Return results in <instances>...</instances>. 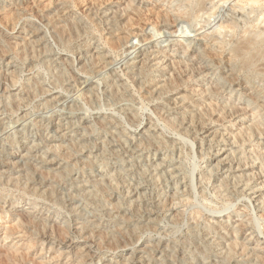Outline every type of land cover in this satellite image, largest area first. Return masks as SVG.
I'll list each match as a JSON object with an SVG mask.
<instances>
[{"label":"rangeland","instance_id":"374dc122","mask_svg":"<svg viewBox=\"0 0 264 264\" xmlns=\"http://www.w3.org/2000/svg\"><path fill=\"white\" fill-rule=\"evenodd\" d=\"M227 1L0 0L1 259L264 264V0Z\"/></svg>","mask_w":264,"mask_h":264},{"label":"bare ground","instance_id":"6f19581e","mask_svg":"<svg viewBox=\"0 0 264 264\" xmlns=\"http://www.w3.org/2000/svg\"><path fill=\"white\" fill-rule=\"evenodd\" d=\"M210 1V0H209ZM225 1V0H224ZM227 1V0H226ZM237 1H241V0H236V2ZM252 1V2H251ZM253 1L254 0H248V2H250V3H253ZM259 1V0H258ZM262 1V0H261ZM214 2V1H213ZM228 2V1H227ZM242 2V1H241ZM235 3V2H234ZM256 3V2H255ZM254 3V4H255ZM240 4H242V3H240ZM249 4V3H248ZM257 4V3H256ZM199 5H203V8H204V6L206 5V4H204V1L203 2H201ZM226 5V4H225ZM244 5V4H243ZM262 5V4H261ZM245 6H247L246 4H245ZM254 6V5H253ZM237 7H239V3H238V6ZM244 7V6H243ZM252 7V6H251ZM240 8V7H239ZM244 9L245 8H242V10L244 11ZM200 10V9H199ZM202 10V9H201ZM200 10V11H201ZM246 10V9H245ZM254 10V9H253ZM210 11V10H209ZM208 11V12H209ZM264 11V10H263ZM256 12V11H255ZM254 12V13H255ZM202 13V12H201ZM252 13V12H251ZM193 14V13H192ZM207 14V13H206ZM226 15V14H225ZM262 15V14H261ZM199 16V15H198ZM197 17V16H196ZM244 17V16H243ZM248 17H250V15L248 16ZM264 17V16H263ZM261 18V17H260ZM210 19H212V17L210 18ZM234 19V18H233ZM235 21L237 20V19H234ZM166 21H167V18H166ZM165 21V22H166ZM169 21V20H168ZM167 21V22H168ZM238 21V20H237ZM259 21V20H258ZM261 21V20H260ZM263 21V20H262ZM164 22V23H165ZM257 22V21H256ZM185 23V22H184ZM258 23V22H257ZM260 23V22H259ZM169 23H165V25L167 26ZM178 24V23H177ZM237 24V23H236ZM170 25H171V23H170ZM180 25V24H179ZM185 25H187L186 23L184 24V26L183 27H185ZM254 25H255V23H254ZM260 25H262V24H260ZM189 26V25H188ZM187 26V27H188ZM163 27V26H162ZM161 27V28H162ZM255 27V26H254ZM253 27V28H254ZM164 28V27H163ZM256 28H257V26H256ZM247 30L248 29H246V31H244L245 32V34H246V32H247ZM259 30V29H258ZM261 31V30H260ZM259 31V32H260ZM218 33V32H217ZM252 33H254V32H252ZM251 33V34H252ZM256 33V32H255ZM257 33H258V31H257ZM256 33V34H257ZM60 34V33H59ZM220 34V33H219ZM249 34H250V32H249ZM250 34V35H251ZM221 35H222V32H221ZM249 35V36H250ZM255 35V34H254ZM264 35V34H263ZM191 36V35H190ZM246 36V35H245ZM245 36L242 38V40L239 42V43H237V45L236 44H233V45H236L235 47H233L234 49H233V53H234V55H235V58L237 57H242V58H245V57H247V55L249 56L248 57V59H244V66H250L251 65V63L253 62V59H256L257 60V62L258 61H261V58H264V50L262 49V48H259L258 46H256L257 45V40L261 37H259V38H256V39H254L253 37H246L245 38ZM257 36V35H256ZM234 38V37H233ZM262 38V37H261ZM127 39V38H126ZM235 39V38H234ZM239 39H241V38H239ZM122 40V39H121ZM121 40H119V41H121ZM191 40V39H190ZM216 40H218V39H216ZM220 40V39H219ZM122 41H124L125 43H126V41L125 40H122ZM121 41V42H122ZM127 41H128V39H127ZM234 42H236L235 40H234ZM115 44V43H114ZM125 45V44H124ZM117 46V45H116ZM258 47V48H256V47ZM118 47H120V45L118 46ZM115 48V47H114ZM204 53V52H203ZM199 54H201V53H199ZM203 55V54H202ZM232 55V54H231ZM207 56H208V54H207ZM203 57V56H202ZM201 57V58H202ZM233 61V60H232ZM230 62V61H229ZM240 62V61H239ZM256 62V61H255ZM235 63V62H234ZM111 64V63H110ZM233 64V63H232ZM236 64V63H235ZM257 65V64H256ZM256 65H255V67H256ZM258 66L259 67H263V68H261L260 70H264V63L262 64V65H260V64H258ZM257 66V67H258ZM251 67V66H250ZM254 67V68H255ZM256 67V68H257ZM238 69V68H237ZM251 69V68H250ZM234 70V69H233ZM246 70V69H245ZM260 70H259V72H260ZM262 70V72H264ZM194 71V70H193ZM238 71V70H237ZM258 71V70H257ZM239 72V71H238ZM142 73V72H141ZM237 73V72H236ZM231 74V73H230ZM261 75V74H260ZM236 76H238V75H236ZM254 78V77H253ZM246 79H247V77H246ZM258 79V78H257ZM225 81V80H224ZM227 82V81H226ZM225 82V83H226ZM260 82V81H259ZM264 82V81H263ZM143 84V83H142ZM231 84V83H230ZM261 85V84H260ZM242 86V85H241ZM244 86V85H243ZM258 87V86H257ZM262 88V87H261ZM4 90V89H3ZM214 90V89H213ZM219 90V89H218ZM217 90V91H218ZM249 90V89H248ZM262 90V89H261ZM264 90V89H263ZM259 91V90H258ZM6 92V91H5ZM152 93V92H151ZM218 93V92H217ZM261 93H262V91H261ZM261 93H259V94H261ZM257 94V93H256ZM29 95V94H28ZM260 96V95H259ZM257 97V96H256ZM261 98V97H260ZM263 98V97H262ZM256 99V98H255ZM65 103V102H64ZM237 108V107H236ZM235 109V108H234ZM238 110V109H237ZM235 111V110H234ZM233 111V112H234ZM234 114V113H233ZM176 119H178V118H176ZM180 119V118H179ZM178 119V120H179ZM169 124V123H168ZM178 126V125H177ZM176 126V127H177ZM181 127H182V125H181ZM189 128V127H188ZM187 128V129H188ZM178 129V128H177ZM186 129V128H185ZM178 131V130H177ZM197 131V130H196ZM187 132H188V130H187ZM221 151V150H220ZM224 161V160H223ZM220 163H221V161H220ZM240 163V162H239ZM244 166V165H243ZM243 166H239V168H242ZM218 167H220V166H218ZM238 168V167H237ZM213 169V168H212ZM233 169V168H232ZM225 170V169H224ZM229 170V169H228ZM35 171V170H34ZM38 172V171H37ZM43 174V173H42ZM42 176V175H41ZM45 177V176H44ZM46 179V178H45ZM41 182H42V180H41ZM41 187V186H40ZM38 188V187H37ZM261 205H263V204H260V205H258V208L259 209H261L262 210V207H260ZM264 207V206H263ZM258 209V210H259ZM3 210V209H2ZM264 210V209H263ZM2 214H7V213H2ZM19 217H20V219L23 221H25V220H27L26 219V217H25V215H24V213H22V214H19ZM29 220V219H28ZM26 222V221H25ZM30 222V221H29ZM32 222H34L33 221V219H32ZM46 222V221H45ZM28 224V223H27ZM45 224V223H44ZM49 225V224H48ZM22 226V225H21ZM57 226V225H56ZM45 227V226H44ZM55 227V226H54ZM53 228V227H52ZM62 229V228H61ZM60 229V230H61ZM56 230H58V229H56ZM86 230V229H85ZM52 231V230H51ZM54 231V230H53ZM55 232V231H54ZM59 233L61 234L59 237H63L62 239L64 240V239H66L65 238V235H67V233L66 232H64V233H66L65 235H64V233H63V231H59ZM56 236H57V234H56ZM9 237V236H8ZM49 237V236H48ZM236 241H238V240H236ZM33 242V241H32ZM34 244H35V242H34ZM34 244H32V245H34ZM245 246V245H244ZM85 248V247H84ZM245 248V247H244ZM82 250V249H81ZM247 250V249H246ZM8 252V251H7ZM79 252V251H78ZM2 254V253H1ZM9 254V253H8ZM11 254V253H10ZM12 255V254H11ZM15 255V254H14ZM88 255V254H87ZM13 256V255H12ZM16 256H18V255H16ZM15 256V257H16ZM24 256V255H23ZM2 257V256H1ZM1 257H0V260L2 261L3 260V264H11L12 263V260H13V258L11 257V256H9V255H7V253H5L4 254V257H3V259H1ZM89 257H90V255H89ZM92 257V256H91ZM21 258H23V257H21ZM19 259H20V257H19ZM262 260H263V258H262ZM17 261V260H16ZM20 261V260H19ZM21 261H22V259H21ZM102 261V260H101ZM14 262V261H13ZM1 263V262H0ZM13 264V263H12ZM18 264H19V262H18Z\"/></svg>","mask_w":264,"mask_h":264}]
</instances>
